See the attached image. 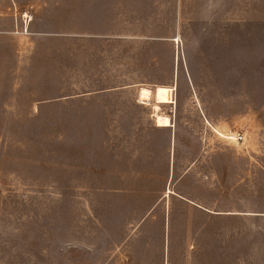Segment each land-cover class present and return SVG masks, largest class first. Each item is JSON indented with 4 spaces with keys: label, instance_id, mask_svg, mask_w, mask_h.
<instances>
[{
    "label": "rangeland",
    "instance_id": "374dc122",
    "mask_svg": "<svg viewBox=\"0 0 264 264\" xmlns=\"http://www.w3.org/2000/svg\"><path fill=\"white\" fill-rule=\"evenodd\" d=\"M0 264H264V0H0Z\"/></svg>",
    "mask_w": 264,
    "mask_h": 264
},
{
    "label": "bare ground",
    "instance_id": "6f19581e",
    "mask_svg": "<svg viewBox=\"0 0 264 264\" xmlns=\"http://www.w3.org/2000/svg\"><path fill=\"white\" fill-rule=\"evenodd\" d=\"M150 92L149 90L145 88H141L139 91V100L140 101H148L150 96H153L154 100V107L156 109L159 108V105L161 106L162 104H166L168 102H171V93H172V88L171 87H166V86H157L153 93ZM154 109V108H153ZM155 123L159 127H165L170 125V120L167 116H160L156 115L155 116Z\"/></svg>",
    "mask_w": 264,
    "mask_h": 264
}]
</instances>
